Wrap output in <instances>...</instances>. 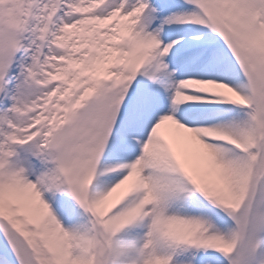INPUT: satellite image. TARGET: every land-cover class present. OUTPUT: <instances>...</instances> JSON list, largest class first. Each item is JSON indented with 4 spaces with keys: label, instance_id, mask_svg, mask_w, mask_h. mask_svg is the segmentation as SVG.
Returning a JSON list of instances; mask_svg holds the SVG:
<instances>
[{
    "label": "snow or ice",
    "instance_id": "6c2138e0",
    "mask_svg": "<svg viewBox=\"0 0 264 264\" xmlns=\"http://www.w3.org/2000/svg\"><path fill=\"white\" fill-rule=\"evenodd\" d=\"M0 264H264V0H0Z\"/></svg>",
    "mask_w": 264,
    "mask_h": 264
}]
</instances>
